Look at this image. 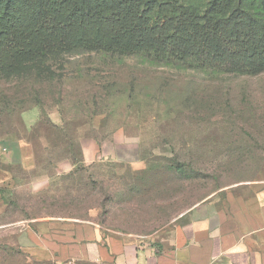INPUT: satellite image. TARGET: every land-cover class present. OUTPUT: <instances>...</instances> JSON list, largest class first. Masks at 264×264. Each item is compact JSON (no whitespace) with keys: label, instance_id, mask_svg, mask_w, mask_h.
<instances>
[{"label":"rangeland","instance_id":"1","mask_svg":"<svg viewBox=\"0 0 264 264\" xmlns=\"http://www.w3.org/2000/svg\"><path fill=\"white\" fill-rule=\"evenodd\" d=\"M150 1L14 0L7 8L23 21L0 51V170L9 178L0 184V264H27L18 240L29 231L92 227L161 250L221 212L229 195L264 190V68L65 50L69 23L91 14L104 30L158 40L161 24L188 26L207 8L206 0H165L167 12L151 13ZM69 140L78 158L83 144L97 143L95 162L75 166ZM14 141L31 146L33 162L3 166Z\"/></svg>","mask_w":264,"mask_h":264},{"label":"crops","instance_id":"2","mask_svg":"<svg viewBox=\"0 0 264 264\" xmlns=\"http://www.w3.org/2000/svg\"><path fill=\"white\" fill-rule=\"evenodd\" d=\"M30 147L24 141L12 142L3 166L33 162ZM82 152L89 165L100 149L94 142L83 144ZM0 171L3 184L9 178ZM18 246L27 264H264V190L246 199L229 195L223 210L194 223L185 241L157 251L128 238L106 236L92 227L25 232Z\"/></svg>","mask_w":264,"mask_h":264},{"label":"trees","instance_id":"3","mask_svg":"<svg viewBox=\"0 0 264 264\" xmlns=\"http://www.w3.org/2000/svg\"><path fill=\"white\" fill-rule=\"evenodd\" d=\"M13 1L0 0L3 7L0 8V51L7 47L14 28L23 21L18 11H8ZM162 1L165 0H151L148 12L166 11ZM206 7L201 19L198 16L190 19L188 26L185 21L158 26L162 33L158 40L145 38L139 31L117 33L108 26L104 30L102 22L91 14L86 20L82 17L69 23L71 32L63 39L65 50L145 55L161 63L174 62L194 69L261 71L264 68V43L260 38L264 36V0H206ZM211 21L214 24L207 27ZM56 27L53 25V30ZM73 146L70 140L66 143V158L78 166L83 162V155L80 152L82 159L73 155Z\"/></svg>","mask_w":264,"mask_h":264}]
</instances>
